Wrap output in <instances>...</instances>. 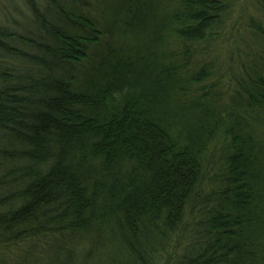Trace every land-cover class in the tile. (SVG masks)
Segmentation results:
<instances>
[{"label": "trees", "instance_id": "trees-1", "mask_svg": "<svg viewBox=\"0 0 264 264\" xmlns=\"http://www.w3.org/2000/svg\"><path fill=\"white\" fill-rule=\"evenodd\" d=\"M0 264H264V0H0Z\"/></svg>", "mask_w": 264, "mask_h": 264}]
</instances>
